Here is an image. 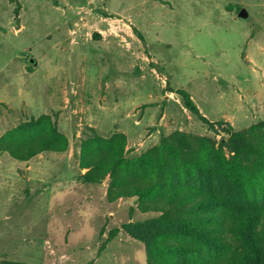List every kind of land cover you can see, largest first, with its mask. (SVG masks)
I'll list each match as a JSON object with an SVG mask.
<instances>
[{
	"label": "rangeland",
	"instance_id": "374dc122",
	"mask_svg": "<svg viewBox=\"0 0 264 264\" xmlns=\"http://www.w3.org/2000/svg\"><path fill=\"white\" fill-rule=\"evenodd\" d=\"M8 110L17 116L0 136L46 115L69 149L32 159L45 182L0 183V263L147 264L122 227L157 213L110 202L108 179L87 183L82 141L124 134L136 157L176 131L219 143L230 127L264 123V0H0V116ZM10 158L0 165L11 170Z\"/></svg>",
	"mask_w": 264,
	"mask_h": 264
},
{
	"label": "trees",
	"instance_id": "16d2710c",
	"mask_svg": "<svg viewBox=\"0 0 264 264\" xmlns=\"http://www.w3.org/2000/svg\"><path fill=\"white\" fill-rule=\"evenodd\" d=\"M179 94L209 123L187 92ZM257 128L264 123L248 133L230 127L219 143L176 131L136 157L126 156V135H92L82 141L80 167L87 183L109 180L110 202L136 198L140 211L157 213L122 227L145 246L147 264H264V132L255 139ZM68 149L46 115L0 138V152L20 162Z\"/></svg>",
	"mask_w": 264,
	"mask_h": 264
},
{
	"label": "crops",
	"instance_id": "0c3cea01",
	"mask_svg": "<svg viewBox=\"0 0 264 264\" xmlns=\"http://www.w3.org/2000/svg\"><path fill=\"white\" fill-rule=\"evenodd\" d=\"M32 60H34L35 63H33V64L31 62L29 63L31 66H33V69L30 70L29 72L26 71L28 74H34L35 73V68L39 65V62L36 59H32ZM28 67H29L28 65H25L24 66L25 69L28 68ZM66 76H67V73L65 72L64 75L61 77V80L62 81H59V84H62V87L63 86H66V84L68 83V79H67ZM69 80H71V78ZM20 107H22V108H19V109H25V107H27V106L25 104H22V105H20ZM9 110H15V111H17L16 108L15 107H12V106L9 107ZM9 110L6 111V113L4 115L2 114L0 116V125L7 124V123L12 122L13 119H14V117L17 116L16 113H12V111H9ZM44 114H48V113L47 112H44ZM1 137H2V135L0 136V138ZM5 157H9V159H11L10 158L11 156L8 153H5V152L4 153H0V161H1V159L5 158ZM44 157H45V155L44 154H41V155H39V156L36 157V160H42V159H44ZM36 160H34V161H36ZM32 161L33 160L28 161V162H19V161H16L15 160V162L11 166V170H9V167L8 166L0 165V183L1 182H5V181H9V180L14 181L15 179H17V181H19V180L22 179V180H25L27 182L28 181L30 182V181H33V180L34 181L37 180V181H43V182H45L44 181L45 180V176H44L45 175L44 174L45 171L43 170L44 169V166H40L38 168L39 169V173L43 174V177L42 178L39 177V178L36 179L35 177H32V174H34L37 171V169L35 168V166L32 164ZM41 164H42V162H41ZM10 171L11 172H15V176H13V175L12 176H4L3 175L4 172L8 173ZM20 171H23L24 172V177H20L19 176V172Z\"/></svg>",
	"mask_w": 264,
	"mask_h": 264
},
{
	"label": "water",
	"instance_id": "95a60500",
	"mask_svg": "<svg viewBox=\"0 0 264 264\" xmlns=\"http://www.w3.org/2000/svg\"><path fill=\"white\" fill-rule=\"evenodd\" d=\"M239 16H240L241 18H247L248 13H247V11H246L245 9H243V10H241V12L239 13ZM31 63L33 64V63H35V61H34V60H31Z\"/></svg>",
	"mask_w": 264,
	"mask_h": 264
}]
</instances>
